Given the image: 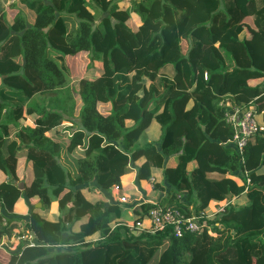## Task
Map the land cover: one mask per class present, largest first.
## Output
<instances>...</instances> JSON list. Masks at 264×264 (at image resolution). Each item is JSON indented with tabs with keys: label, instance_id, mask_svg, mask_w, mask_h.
<instances>
[{
	"label": "trees",
	"instance_id": "1",
	"mask_svg": "<svg viewBox=\"0 0 264 264\" xmlns=\"http://www.w3.org/2000/svg\"><path fill=\"white\" fill-rule=\"evenodd\" d=\"M121 1L32 0L30 25L21 12L10 23L0 10V171L10 176L0 181V246L10 249L23 233L33 241H18L3 264H58L57 258L60 264H172V257L183 264H264V128L239 151L225 115L228 106L242 109L256 99V119L262 110L264 120V86L248 83L264 76V0ZM132 13L136 26L128 23ZM246 27L249 36H241ZM82 50L89 66L97 60L101 67L72 82L64 57ZM77 96L92 101L87 114H75ZM97 101L110 103L109 117L98 113ZM151 122L160 126L159 138L140 142ZM67 152L74 155L72 171L61 161ZM142 155L138 179L162 167L152 184L164 195L143 202L131 227L116 222L119 205L90 201L82 188H120ZM171 155L176 164L165 166ZM20 158L32 169L24 189L14 175ZM191 159L198 166L187 171ZM211 171L226 175L216 180ZM21 193L42 203L28 220L7 207ZM211 198L230 200L216 234L205 228L175 236L171 224L155 233L136 229L153 206L198 214ZM53 201L56 220L39 213ZM94 233L97 238H87Z\"/></svg>",
	"mask_w": 264,
	"mask_h": 264
},
{
	"label": "crops",
	"instance_id": "2",
	"mask_svg": "<svg viewBox=\"0 0 264 264\" xmlns=\"http://www.w3.org/2000/svg\"><path fill=\"white\" fill-rule=\"evenodd\" d=\"M4 1H6V0H4ZM43 1H48V0H43ZM129 2H130V0H122L120 2V4L125 6ZM31 3H32V0H14L13 2L9 3L7 5V8L4 10L7 20L11 23L12 19L17 14V12H21L23 14V16L25 17L27 24L28 25L32 24L34 21V11L31 8ZM137 20H138L137 15L135 13H132L130 18L128 19V23L131 24L132 26H136ZM80 52L84 53V51L82 50V51H79L75 54H66L65 55V57H64L65 62L68 65L69 69H70V66L68 64V61L69 62L70 61L76 62V60H77L76 58L78 57V53H80ZM87 55H88V52H87ZM68 56L72 57V59L69 60ZM21 57H22L21 55L17 56L16 60L17 61L20 60ZM88 62H89V58H88V61L85 62L86 63L85 67L89 71L88 76L90 77L99 71V68L101 67V65H100V62L97 60H94L90 66H89ZM248 83L250 85L259 84V85L264 86V76L249 78ZM99 103H104V104L108 105L109 106L108 110H110V103L109 102L97 101V107H98V105H100ZM254 104L255 105L257 104L256 100L254 101ZM76 111H75V114H77ZM261 113H262V110L260 112L259 121L262 120V114ZM29 120H31V119H29ZM126 122H127V125H131L133 123V120L127 119ZM62 124L64 126L65 122ZM160 134H161L160 126H158L155 122H151L150 125L141 134L139 141L140 142L149 141V140L157 141ZM77 147H78V149H80L79 146H77ZM63 154L64 155H62L61 161L65 162L67 168L72 171L75 168L73 158H72V156H74L73 152L72 153L67 152V153H63ZM20 161H23V163H24L25 159L20 158L17 160V163H19ZM144 161H145V156L142 155V156L138 157L133 162L132 165H130L128 170L122 175V178H121L122 186L118 190L114 189L113 186L110 188V190H107V191H101L100 189L95 188V187H93V188L83 187L82 188L83 194L90 201L102 200L106 203H114L116 205H119L121 207V212H120V216L115 219L116 222L122 221V223H125V224L132 227L134 224L133 220L136 217V215L138 216L143 212V209H144L143 202H148V201H153L155 199H160L164 195L163 191L156 190L152 184L154 179L158 178L160 180L162 178V175L160 174V170L162 167L160 169L155 168V171L150 176V178L138 179L135 166L141 165ZM176 162H177V155H171L164 160V165L165 166H174L176 164ZM197 166H198L197 159H191L186 163V170L191 171L194 168H196ZM28 167L30 168V170H32L30 162L28 164ZM4 174L5 173L3 171H0V175H3L0 178V181H2V180L6 181L9 179L8 176H5ZM218 174H221V176L226 175L225 173L222 174L218 171H211L208 175L216 178ZM29 177H30L29 179H31L32 174ZM183 192L186 193V188L184 189ZM91 194H94V195L97 194L100 197L99 196L92 197ZM119 196H126L127 201L119 200ZM227 198H229V197H227ZM235 198L236 197H234L232 199L233 202L236 201ZM38 201H39L38 196H36V198L33 196L32 199L30 200V202H27V212H28L29 204H35ZM218 201H220V199L211 198L207 204L206 210L207 211H209V209L211 210L210 206L211 205L214 206L213 203H216ZM41 205H42V203H41ZM57 205H58L57 201H53L50 205V209L46 213V215L52 220H56L58 217ZM35 207H41V206H35ZM40 210H39V213L42 214ZM14 213H16V212H14ZM16 214L24 216V214H22V213H16ZM86 218H87L86 215L82 216V218L75 223L73 229L79 230V228H80L79 224L81 222H84L86 220ZM147 221H148L147 218H145L143 222L146 223ZM33 235L34 234L32 233V236ZM97 237H98L97 233H94L93 235L87 236L88 239H95ZM3 263H5V262H1L0 264H3Z\"/></svg>",
	"mask_w": 264,
	"mask_h": 264
},
{
	"label": "built area",
	"instance_id": "3",
	"mask_svg": "<svg viewBox=\"0 0 264 264\" xmlns=\"http://www.w3.org/2000/svg\"><path fill=\"white\" fill-rule=\"evenodd\" d=\"M13 1L14 0H0V10H5L7 5ZM255 113L254 105L252 107L250 104L242 109L238 107L232 109L231 106L227 107V111L225 112L226 121L232 124L234 128L231 141L239 151H242L250 136L264 128L260 126V121L256 119ZM237 114H239V120L236 118ZM247 180L249 179L247 178ZM113 188L116 190L119 189L116 185H114ZM244 191H246V189ZM119 200L127 201V197L119 196ZM229 201V199H226L224 203L216 205L214 209L211 208L209 211L205 209L198 214L194 213L188 215L174 207H161L156 205L151 207L148 211V224L145 225L143 220H137L135 226L136 229H139L140 231L155 233L162 230L168 224H171L172 232L175 236L182 235L184 231L200 232L205 228L208 233L216 234L214 226L219 225L218 217L226 210ZM203 218L209 219L210 222L205 223V221H202ZM20 240H26L30 245L33 244L31 236L27 233H23L15 236V239L9 248L14 249L17 242Z\"/></svg>",
	"mask_w": 264,
	"mask_h": 264
},
{
	"label": "rangeland",
	"instance_id": "4",
	"mask_svg": "<svg viewBox=\"0 0 264 264\" xmlns=\"http://www.w3.org/2000/svg\"><path fill=\"white\" fill-rule=\"evenodd\" d=\"M248 34H250V30L248 27L245 28V30H242V32L240 33L241 36H247ZM249 36V35H248ZM247 36V37H248ZM248 42L249 39H247ZM253 42L254 45H256V40H251ZM181 46H182V50L184 51L187 47V41L186 39H182L181 40ZM87 52L84 51L83 52H80L78 53V57L76 58V62L74 61H68V64L70 66V77H71V80L72 82H76L77 80H79L80 77H84V76H88L89 75V71L87 70V68L85 67L86 63L88 61V57H87ZM68 59L71 60L72 57H69L68 56ZM0 84H1V78H0ZM86 91H88V87L86 88ZM253 100V99H252ZM250 100L249 101V104L253 107L254 105V99L253 101ZM100 105H98L97 107V102H96V110L98 111V113L107 118V116L109 117V112L110 110L109 109V106L104 104V103H99ZM93 105L92 101H90L89 97L87 98V100H85V102L83 101L82 98H80L79 96H77V106H76V112L77 114H81L82 112L85 114L88 113V111L92 108L91 106ZM262 114V113H261ZM59 126H63L62 125H59ZM260 126L264 127V120L262 119L260 121ZM140 139V138H139ZM73 158V162H74V167H75V159L74 157L72 156ZM28 164L29 162H24L23 161H20L19 163H16L15 165V169H14V175L16 176V178H19L21 180L24 181V185H23V188L21 189H24L28 182H29V176H31L32 174V170H30V168L28 167ZM5 176H8V178L10 177L9 175H6V173L4 174ZM233 175V174H232ZM3 175H0V178L2 177ZM4 176V177H5ZM219 177H221V174H218L217 177H216V180H219ZM249 180H247L248 182L250 181V183H248V185L251 184V178L249 177L248 178ZM238 183H243L241 181L240 178L237 179ZM185 189V188H184ZM35 197L36 198V195H32V196H27V194L25 195L24 193H21L18 197L15 198V200L9 205L7 206L9 208V210L11 212H16V213H22V214H27V202H30V200L32 199V197ZM92 197L94 196H99L97 194H91ZM100 197V196H99ZM227 197L228 194H227ZM237 199V202L240 203V201H243V198L240 197V198H235ZM226 201V198H222L220 201L216 202V203H213L214 206H210V208H215L216 205H219V204H222ZM236 202V201H235ZM50 209V207H47V206H43L42 209L40 210L42 214H46L47 211ZM226 211V210H225ZM235 216L240 219V220H243L244 217L242 215V213H236ZM113 225V224H112ZM59 248H55L54 250H58ZM9 250L11 249H8L6 246H0V262H7L9 260ZM177 260L178 263H175V261ZM172 264H183L182 261H180V259H176V257H172ZM57 263L60 264L62 263L61 260L59 258H57Z\"/></svg>",
	"mask_w": 264,
	"mask_h": 264
},
{
	"label": "water",
	"instance_id": "5",
	"mask_svg": "<svg viewBox=\"0 0 264 264\" xmlns=\"http://www.w3.org/2000/svg\"><path fill=\"white\" fill-rule=\"evenodd\" d=\"M104 14H106V12H105ZM231 112H232V110H231ZM236 118H237V120H239V114L236 115ZM23 185H24V181H23V180L18 181V186H19L20 189L23 188ZM228 196H229V198H230V197H231V194L228 193ZM34 206H41V201H38V202L35 203V204H29V206H28V212H27L26 215H24V218H25L26 220H28V218H29V214H30V212L32 211V209H33Z\"/></svg>",
	"mask_w": 264,
	"mask_h": 264
}]
</instances>
